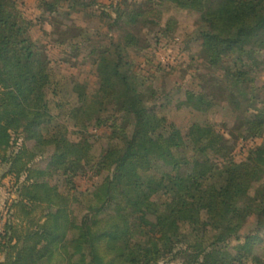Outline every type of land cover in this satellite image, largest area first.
I'll list each match as a JSON object with an SVG mask.
<instances>
[{
  "label": "trees",
  "instance_id": "obj_1",
  "mask_svg": "<svg viewBox=\"0 0 264 264\" xmlns=\"http://www.w3.org/2000/svg\"><path fill=\"white\" fill-rule=\"evenodd\" d=\"M39 1L76 31L71 54L107 72H59L19 2L0 0V176L19 195L0 264H264V0ZM173 42L187 67L155 62ZM187 76L180 98L170 85ZM247 138L263 141L238 158ZM54 177L62 189L43 186Z\"/></svg>",
  "mask_w": 264,
  "mask_h": 264
},
{
  "label": "rangeland",
  "instance_id": "obj_2",
  "mask_svg": "<svg viewBox=\"0 0 264 264\" xmlns=\"http://www.w3.org/2000/svg\"><path fill=\"white\" fill-rule=\"evenodd\" d=\"M20 4L22 11L27 20L33 22V28L38 37L43 41L45 48L48 50L49 54L53 59V64L59 72L66 73L68 75H78L81 73H87L92 77V80H96L102 76H105L106 69L94 70L90 66L85 65L81 56H75L76 54H71V50L67 47L66 40L70 36L75 35L76 31H61L57 28L54 20L50 17L47 18L41 9L39 8V0H17ZM105 2H110L111 0H103ZM132 1V0H129ZM118 31H123L125 27L121 24L117 26ZM82 32V30H81ZM86 33V30L84 31ZM182 44L179 42H173L172 45H163L159 49L155 50V62L161 63L165 66H183L187 67L186 61H189V56L187 53L180 51L179 47ZM261 77H264L262 73ZM190 76L185 78L179 77V83L171 84L170 87L176 89L177 93H180V98L185 97L187 91H191L194 87ZM170 113H173V118L176 122L180 123H194L200 121L197 118V114L190 111L189 109H178L176 106L170 109ZM219 121V120H218ZM105 133V129L93 130L92 136L98 138ZM227 138L236 139L234 136L225 133ZM262 139L252 140V139H237L238 147L236 149V155L238 158H245L249 154V151L256 144L262 143ZM8 166H4L3 172L0 176V234L4 230L6 223V213H8V203L11 199H18L19 195L17 192L18 183L16 179L12 177H6ZM76 184L81 189H87L93 183L98 182V180H93V177L81 176L76 179ZM46 188L62 189V182L60 177H54L51 180L43 183ZM38 215H41L39 212ZM15 226L20 229L25 227L26 223L22 218L15 217L13 220ZM162 264H183V259H177L174 261H164Z\"/></svg>",
  "mask_w": 264,
  "mask_h": 264
}]
</instances>
